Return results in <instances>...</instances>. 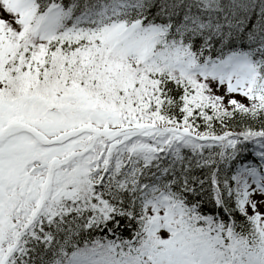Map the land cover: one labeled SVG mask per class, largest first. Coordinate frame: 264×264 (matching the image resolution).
I'll return each instance as SVG.
<instances>
[{
	"label": "snow or ice",
	"instance_id": "1",
	"mask_svg": "<svg viewBox=\"0 0 264 264\" xmlns=\"http://www.w3.org/2000/svg\"><path fill=\"white\" fill-rule=\"evenodd\" d=\"M0 264H264V0H0Z\"/></svg>",
	"mask_w": 264,
	"mask_h": 264
}]
</instances>
